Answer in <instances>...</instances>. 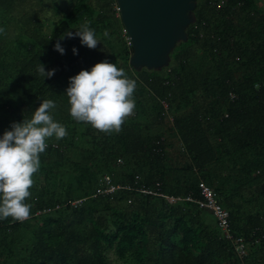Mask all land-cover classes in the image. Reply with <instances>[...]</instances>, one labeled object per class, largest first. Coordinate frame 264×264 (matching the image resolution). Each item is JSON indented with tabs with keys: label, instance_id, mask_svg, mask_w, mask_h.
Here are the masks:
<instances>
[{
	"label": "trees",
	"instance_id": "obj_1",
	"mask_svg": "<svg viewBox=\"0 0 264 264\" xmlns=\"http://www.w3.org/2000/svg\"><path fill=\"white\" fill-rule=\"evenodd\" d=\"M194 14L166 67L136 70L115 0H0V137L45 99L68 132L46 140L30 218L0 220V264H264V0H197ZM85 22L95 49L65 35ZM104 60L137 83L119 133L69 114V78ZM105 173L130 189L101 194ZM157 181L162 195L139 189ZM199 181L243 238L242 257L211 212L166 198L199 199Z\"/></svg>",
	"mask_w": 264,
	"mask_h": 264
},
{
	"label": "clouds",
	"instance_id": "obj_2",
	"mask_svg": "<svg viewBox=\"0 0 264 264\" xmlns=\"http://www.w3.org/2000/svg\"><path fill=\"white\" fill-rule=\"evenodd\" d=\"M3 32L0 28V33ZM65 35L78 36L80 43L89 49H95L100 43L87 22L81 24L75 34L67 32ZM104 36H108L107 31ZM63 38L64 35L60 37ZM55 50L61 54L65 51L59 42ZM73 53L77 54L75 48ZM36 72L43 79L51 78L55 69L45 71V66L39 62ZM136 87V81L130 79L123 68L107 60L101 61L90 71L81 70L69 78L66 89L69 114L76 122L90 124L100 132L119 133L125 119L134 115ZM55 108L53 100H43L31 119L13 122L11 130L0 137V220L11 217L13 222H25L30 218L32 205L26 200L31 197L29 189L34 183L33 174L40 168V155L48 147L46 140L54 137L59 141L68 135L66 126L55 121L51 114Z\"/></svg>",
	"mask_w": 264,
	"mask_h": 264
},
{
	"label": "water",
	"instance_id": "obj_3",
	"mask_svg": "<svg viewBox=\"0 0 264 264\" xmlns=\"http://www.w3.org/2000/svg\"><path fill=\"white\" fill-rule=\"evenodd\" d=\"M196 1L115 0L132 47L129 64L136 70L166 67L175 45L188 38L186 29L196 19Z\"/></svg>",
	"mask_w": 264,
	"mask_h": 264
},
{
	"label": "built area",
	"instance_id": "obj_4",
	"mask_svg": "<svg viewBox=\"0 0 264 264\" xmlns=\"http://www.w3.org/2000/svg\"><path fill=\"white\" fill-rule=\"evenodd\" d=\"M165 106L166 104L163 103ZM121 162V161H119ZM138 181V176H135V183ZM102 182L104 183L103 188H100L99 192L101 194L109 195L115 192L119 188L130 189V184L128 183H114L111 174L105 173L102 176ZM142 192L147 194H156L162 195L160 193V182H155L151 187H146L143 184L139 186ZM200 198L194 199L191 195H186L184 197H174V196H166V198L170 201L177 200H186L191 201L194 200L199 208L210 210L215 217L216 224L220 228L223 236L233 242L234 250L239 257H242L246 253L245 243L242 237H235L231 233L230 223H229V214L225 208L221 206L219 200L216 197V193L213 188L207 185L204 181H199L198 183ZM82 198H77L71 201V205L73 207L78 206L82 203Z\"/></svg>",
	"mask_w": 264,
	"mask_h": 264
},
{
	"label": "rangeland",
	"instance_id": "obj_5",
	"mask_svg": "<svg viewBox=\"0 0 264 264\" xmlns=\"http://www.w3.org/2000/svg\"><path fill=\"white\" fill-rule=\"evenodd\" d=\"M210 218L213 219V217L210 215Z\"/></svg>",
	"mask_w": 264,
	"mask_h": 264
}]
</instances>
